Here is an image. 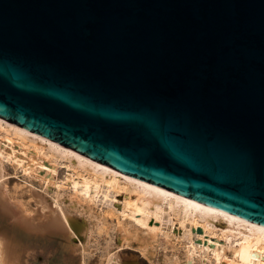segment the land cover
<instances>
[{
	"label": "water",
	"instance_id": "95a60500",
	"mask_svg": "<svg viewBox=\"0 0 264 264\" xmlns=\"http://www.w3.org/2000/svg\"><path fill=\"white\" fill-rule=\"evenodd\" d=\"M0 117L264 225V0H0Z\"/></svg>",
	"mask_w": 264,
	"mask_h": 264
},
{
	"label": "bare ground",
	"instance_id": "6f19581e",
	"mask_svg": "<svg viewBox=\"0 0 264 264\" xmlns=\"http://www.w3.org/2000/svg\"><path fill=\"white\" fill-rule=\"evenodd\" d=\"M9 163L22 168L28 179L39 180L46 193L49 189H55L57 194L63 190L72 191L74 198L86 201L87 205H83L74 200L80 208L87 211H92L93 204L103 201L102 197L110 199L112 191L131 188L132 192L126 196L121 213L125 218L135 221L140 228L135 231L122 223L119 226L120 241L128 244L138 242L142 256L148 260L158 234L173 233L176 238H180L181 231L184 230L183 235L188 236L189 240L186 252L184 258H175L173 264H264L263 224L130 177L0 117V195H3V199L0 197V204L3 208L8 206L4 196L8 194L6 164ZM60 166L67 169L64 179L59 178ZM34 193L43 205L42 211L50 207L42 193L36 189ZM54 204L56 212L47 217L45 223L55 230H71L72 224L60 205L59 195L54 198ZM112 211L120 210L114 206ZM13 212L17 214L16 211ZM167 213L177 215L180 219L179 223L172 220L168 231L164 228V223L162 226L150 224L163 222ZM12 216L15 217L14 214ZM20 217L19 221L22 223H34L32 215ZM206 237L208 240L204 241ZM2 251L4 254V249ZM117 263L139 264L134 258L121 262L118 255L109 254L106 264Z\"/></svg>",
	"mask_w": 264,
	"mask_h": 264
},
{
	"label": "rangeland",
	"instance_id": "374dc122",
	"mask_svg": "<svg viewBox=\"0 0 264 264\" xmlns=\"http://www.w3.org/2000/svg\"><path fill=\"white\" fill-rule=\"evenodd\" d=\"M66 170L65 166H60V179L66 177ZM6 173L8 194L4 198H7L5 203L8 206L3 208L0 204V264H106L109 254L123 256L129 252H137L142 255L138 242L130 244L121 242L119 236V226L122 223L135 231L140 228L135 221L125 218L121 213L126 196L132 192L131 188L112 191L110 199L102 197L103 201L93 204L92 211H87L74 202L75 200L87 205L86 201L74 198L70 190H63L57 194L55 189H49L46 193L39 180L28 179L22 168L10 163L6 164ZM35 189L47 198L51 211L49 208L44 209L45 212L42 211L43 205L39 198L35 197ZM57 195L72 224L71 230L67 229L68 232L49 228L45 223L47 217L56 212L54 198ZM1 198L3 199V195ZM114 206L120 211L113 212ZM28 214L33 216V224L28 225L19 221L20 216ZM172 220L179 223L180 219L177 215L167 213L163 222L150 224L162 226L164 223V228L168 231ZM187 225L190 228V224ZM181 234L180 238H176L173 233L158 234L150 260L142 257L149 264H173L175 258H184L189 240L188 236L184 237V230ZM207 240L208 237L204 241ZM129 259L131 258L123 261Z\"/></svg>",
	"mask_w": 264,
	"mask_h": 264
}]
</instances>
